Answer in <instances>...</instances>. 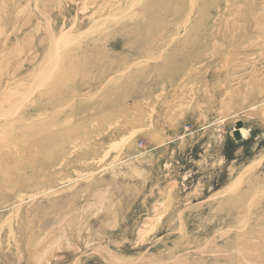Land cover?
<instances>
[{
	"label": "rangeland",
	"instance_id": "obj_1",
	"mask_svg": "<svg viewBox=\"0 0 264 264\" xmlns=\"http://www.w3.org/2000/svg\"><path fill=\"white\" fill-rule=\"evenodd\" d=\"M0 139V264H264V0H0Z\"/></svg>",
	"mask_w": 264,
	"mask_h": 264
},
{
	"label": "bare ground",
	"instance_id": "obj_2",
	"mask_svg": "<svg viewBox=\"0 0 264 264\" xmlns=\"http://www.w3.org/2000/svg\"><path fill=\"white\" fill-rule=\"evenodd\" d=\"M12 143L10 142V141H7V140H5V139H0V162L3 160V159H5L6 160V158L9 156V155H11L13 152H11L12 150L8 147V145H11ZM29 148V147H28ZM24 151L25 150V148H23V150H22V148L20 149H18L17 151H19V152H17V153H21V151ZM16 153V152H15ZM23 154V153H22ZM17 169V168H16Z\"/></svg>",
	"mask_w": 264,
	"mask_h": 264
}]
</instances>
